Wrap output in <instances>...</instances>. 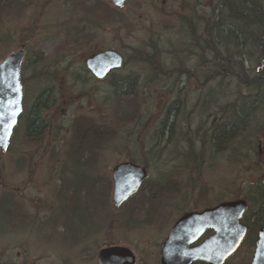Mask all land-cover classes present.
Returning <instances> with one entry per match:
<instances>
[{
	"label": "rangeland",
	"instance_id": "obj_1",
	"mask_svg": "<svg viewBox=\"0 0 264 264\" xmlns=\"http://www.w3.org/2000/svg\"><path fill=\"white\" fill-rule=\"evenodd\" d=\"M73 1L25 0L17 5L14 0L10 12L5 6L0 11V61L26 45L27 106L30 109L38 92L52 86L49 90L58 107L55 122L62 128L57 140L52 134L29 141L20 127L10 150L27 154L0 149V264H98L97 251L105 243L136 245V236L147 235L149 228L134 224L143 218V199L153 190L152 196L191 198L188 206L199 196L214 201L264 194L260 186L248 182L264 186V165L256 169L250 166L252 157L242 158L247 150L243 142L238 144L241 149L233 147L217 159L206 155L200 168L185 175L162 176L161 167L151 166L141 191L123 207H115V165L130 159L143 165L161 161V155L154 161L149 149L152 136L142 127L151 121V106L172 100L170 85L185 87L187 107L194 110L200 81L163 73L151 79L149 63L133 56L136 48L146 49L153 40L166 46L172 40L184 41L180 0H128L122 7L112 0H79L77 7ZM108 48L120 51L125 64L104 79L85 74L87 57ZM39 57L42 60L35 62ZM38 69L46 70V76H35ZM127 75L136 76L137 97L116 90L117 80ZM134 80L127 78V84L133 86ZM79 121H95L102 133L92 136L78 154L82 156L76 157L74 130ZM203 124L198 120L194 128ZM48 139L57 149L53 156L42 152ZM152 180L159 181L152 185L155 189L150 188ZM164 181L172 188L159 191ZM162 219L167 221V215Z\"/></svg>",
	"mask_w": 264,
	"mask_h": 264
},
{
	"label": "trees",
	"instance_id": "obj_2",
	"mask_svg": "<svg viewBox=\"0 0 264 264\" xmlns=\"http://www.w3.org/2000/svg\"><path fill=\"white\" fill-rule=\"evenodd\" d=\"M13 1L0 0V11L3 6L9 11L10 5L14 4ZM73 2L77 7L79 0ZM15 3L24 4L25 0H15ZM96 6L100 8V2H97ZM180 13V31L184 29L187 36L183 42L172 40L166 46L153 40L146 49L136 48L133 56L136 60L149 63L151 79L161 77L160 73L164 76L176 75L180 77L179 79L182 77L198 79L200 88L197 102L200 105L194 106V110L189 111L187 107L189 101H186L188 91L185 87L172 88L169 85V97H172V100L167 101L171 102L168 107L176 112L175 117H180L186 122L203 120L205 125L203 124L202 129L198 130L194 139L177 138L178 134L173 129L168 134H164L161 128L152 136L153 142L149 149L157 159L160 155L164 156V152L167 151L179 153L177 158L181 162V167L192 172L200 168L206 155L217 159V156L225 153L227 149L233 150V147L235 150L241 149L242 147L240 148L238 144L244 142L247 143L244 145L247 146V150L242 151V158L252 157L250 166L260 168V149L264 150V112H262L264 110V73L261 74L262 76L249 74L244 66L246 54L249 52L247 47L256 48L254 49L257 57L255 59L264 66V2L262 0H218L217 8L212 12L201 13L195 17L190 15L184 17L181 11ZM200 48L203 54H200L197 60H192V55ZM41 60L42 58L39 57L34 61ZM196 69L201 70L199 75L194 74ZM44 72L39 70L38 75H44ZM127 78L134 80L136 76L127 75ZM127 78L117 80L115 83L117 92L137 97L135 80L133 86H130L129 83L127 84ZM47 101V93L41 92L31 111L28 112V136L39 135L46 130V119L41 117L40 110L43 111L48 107ZM195 110L198 112L193 113ZM261 112L263 116L259 115ZM88 121L82 123L79 121L75 127L74 136L78 138V141L73 149V155L76 157L82 156L78 154L86 150V145L88 147L93 139L92 136H101L102 132L96 127L95 121ZM254 122L257 124L254 125ZM169 126L171 127V124ZM250 128L254 132H251L249 138L247 135ZM236 157L237 155H234L232 158ZM248 182L260 186L259 191L264 193V186L259 181ZM258 196L264 197V194L258 193Z\"/></svg>",
	"mask_w": 264,
	"mask_h": 264
},
{
	"label": "flooded vegetation",
	"instance_id": "obj_3",
	"mask_svg": "<svg viewBox=\"0 0 264 264\" xmlns=\"http://www.w3.org/2000/svg\"><path fill=\"white\" fill-rule=\"evenodd\" d=\"M128 1V0H127ZM126 1V3H127ZM264 2V0H262ZM113 2V1H112ZM125 3V4H126ZM124 4V5H125ZM180 10L182 14L185 16L190 15L194 16L201 14V13H208L212 12L214 9L217 8L218 6V0H180L179 3ZM186 24V22H184ZM25 46V44H22ZM248 49V54H246V61H245V66L244 69L247 73L252 74V75H261L264 73V66L260 65V61L256 57V53H254V48L253 47H247ZM187 50V48H185ZM200 54H203L201 51V48L198 49V51L195 52L194 55H192V60H197L198 57H200ZM92 55V54H91ZM90 55V56H91ZM89 57V56H88ZM87 57V59H88ZM259 57V54H258ZM26 58V55H25ZM86 59V61H87ZM126 58H124V64H125ZM25 63V59L22 65V82H23V109L22 112L19 116V120L17 125L14 128L13 135L10 139V142L7 146L6 151H11L10 148L14 141L16 140L17 137V132L20 127L23 128L24 130V135L28 136L27 134V128H28V112L31 111V108L33 107L34 102L36 101V98L39 96V94L43 91H45L48 95V107L45 108L46 111L43 114V111L40 110V114L42 115L41 117H44L46 119V127L45 131L39 135H34V136H28L29 141L31 139H36V141H39L40 139L42 140L45 138V136H50L52 134H55V140L59 138L60 136V131L62 128H60L59 124L55 122V114L56 110H58V107L55 106V101L53 99V96L51 95V91L49 90L52 88V86H48L47 90H42L41 92H38L37 97L35 98V101L32 103L30 109L27 106V82L26 79L24 78L23 75V66ZM39 71V70H38ZM38 71L36 72L35 76L38 75ZM45 71V72H44ZM85 74H88L89 76L95 78V79H104V78H98L92 71L87 67V63L85 65V69L82 70ZM46 76V70H43ZM201 72L200 69L194 70L195 75H199ZM80 76L79 74H77ZM43 76V75H41ZM262 76V75H261ZM264 86V84H263ZM248 89H253V88H248ZM158 103V102H156ZM156 103L154 106H151L152 103L149 104V106L152 107V111L149 112V117L151 116V121H147L144 123L142 127L144 133H149V135L153 136L158 130H164V134H168L172 129L178 134L177 138L179 137H186L189 139H194L196 138V133L198 130H201V126H198L194 128L195 122H186L182 121L181 118L175 117L174 113L175 111H172L169 109V105L171 104L170 101H164L161 103H158L156 106ZM197 106L200 105L199 102L196 103ZM149 106L146 108L148 109ZM198 111L195 110L193 113H197ZM171 124V127L169 126ZM60 128V129H59ZM142 132V133H143ZM151 132V133H150ZM153 132V133H152ZM46 139V138H45ZM50 141V144H48L44 150H42L43 154H49V156H53L54 153H56L57 149H54L53 146L51 145L52 139H48ZM261 147V146H260ZM173 149L176 151L175 146L173 145ZM230 149H227L229 151ZM15 152H23L27 154V151L25 150H12ZM151 151V150H150ZM152 152V151H151ZM225 152V151H224ZM153 153V152H152ZM179 153L176 152H164V156H162L161 161L157 163L155 161L156 155L153 153L154 161L156 165L152 164H146L143 165L146 167L148 171V176L147 179L144 181V183L148 180L149 178V168H152L151 166L155 167H161L159 170L162 174V176L167 175L166 172H175L179 173L181 175L187 174L188 171L184 170L183 167H181V162L177 158ZM259 160H260V168L264 165V150L260 149V155H259ZM127 161H133L138 164L139 162L135 161L134 159H130ZM161 162L163 164L161 165ZM171 162H173L171 164ZM257 168V169H260ZM191 181V179H190ZM144 183L142 184L141 188L139 191L131 196L128 200H126L120 207H123L126 203H128L131 199H133L142 189L144 186ZM186 184H189L190 182H185ZM159 184V181H154L150 183V188H154L156 185ZM264 184V183H263ZM166 188H172V186L167 185V182H161V186H159V191H162ZM164 192V191H163ZM152 195H156V190H153L152 192L150 191ZM11 194V193H9ZM148 196L147 198H144L143 201L146 203V209H144L145 213L142 214L143 218H141L140 221L136 222L134 225L136 228L140 227H145L141 229H146L149 228L147 235L143 236H136L134 238V244H123L120 243L119 241H114L110 243H105L103 246H100L97 251V261H98V252L100 249L104 247H109V246H123L128 249H130L133 252L134 255V260L133 263L131 264H163L162 261V250L165 242L167 239L170 237L171 232L173 228L175 227L177 221L184 215L191 213V212H198V211H204L205 209L208 208H213L219 205L220 203H223L225 201H231V200H236V199H223V200H214L206 197H196L195 198V204H191L188 206L189 201L191 198H186L184 197H162V196ZM201 195V194H200ZM244 199V198H243ZM247 201V208L242 217L240 218V223L241 226L246 227V231L238 244V246L231 252L228 253V255H223L226 252H229V246L228 244H222L217 246L214 249V255L213 259L215 258V262H211L207 259L203 258H198V259H193L192 261L189 262V264H252L256 251L258 248V241L260 238V231L264 227V197H252L250 199H245ZM201 204V205H199ZM119 207V208H120ZM190 207V208H189ZM171 216H168L170 215ZM173 214L175 216L173 217ZM166 215L168 217L167 221L163 220L162 217L166 218ZM214 219H204L201 221H193L188 224L187 228L190 230L197 228L198 226L202 225L205 222H211ZM156 228V229H155ZM189 233L187 234L185 232H180V234L177 235V240L180 248V253L178 255V259L174 264H188L187 263V255H186V250H187V245L185 243L186 239L188 236L194 235ZM217 234V229L212 226L208 225L205 227L204 231L196 239L191 241L188 245L189 249H193L201 244H203L207 239H210L211 237L215 236ZM89 237V236H88ZM229 236L224 242L228 243L230 240ZM98 264L99 263L98 261Z\"/></svg>",
	"mask_w": 264,
	"mask_h": 264
},
{
	"label": "water",
	"instance_id": "obj_4",
	"mask_svg": "<svg viewBox=\"0 0 264 264\" xmlns=\"http://www.w3.org/2000/svg\"><path fill=\"white\" fill-rule=\"evenodd\" d=\"M120 7L126 0H112ZM25 58V46L10 53L0 61V149H6L13 135L15 126L23 109V82L21 78L22 65ZM87 67L98 78L106 77L112 70L120 68L124 63L123 54L113 48L103 49L89 56ZM148 171L146 167L133 161H123L115 165L113 169V200L116 207H120L126 200L136 194L147 179ZM247 208L245 199H236L220 203L216 207L205 209L204 211L191 212L182 216L173 228L170 237L167 239L162 250L163 264H174L180 253V246L175 239L180 232L188 236L185 243L187 245V263L193 259L203 258L211 262L214 249L222 244H228L231 253L240 243L246 227L241 226L240 218ZM214 219L205 222L195 229L187 228L193 221L204 219ZM212 225L217 229V234L207 239L203 244L189 249L188 245L204 231L205 227ZM228 243L224 241L229 237ZM98 261L101 264H131L134 260L133 252L123 246H109L100 249ZM252 264H264V227L260 231L258 248Z\"/></svg>",
	"mask_w": 264,
	"mask_h": 264
}]
</instances>
